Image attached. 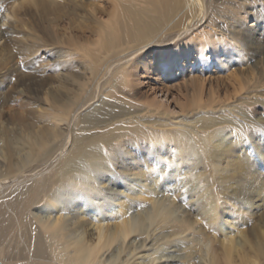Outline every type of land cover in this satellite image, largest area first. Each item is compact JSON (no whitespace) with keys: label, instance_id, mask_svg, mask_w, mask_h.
<instances>
[{"label":"bare ground","instance_id":"6f19581e","mask_svg":"<svg viewBox=\"0 0 264 264\" xmlns=\"http://www.w3.org/2000/svg\"><path fill=\"white\" fill-rule=\"evenodd\" d=\"M41 1L12 3V13L0 18V44L10 34V19L24 11V2L44 16L62 9L56 24L85 13L83 23L71 25L72 36L56 35L50 45L35 40L36 48L47 47L52 64L68 68L70 59L76 60L71 68H81L84 78L69 87L67 79L44 82L45 78L26 72L19 76L6 68L16 58L0 57V78L14 76L17 85L3 94L7 80L0 82V262L258 264L264 260V234H258V221L248 219L258 195L264 194L260 189L264 183L258 186L251 153L232 161L233 148L243 152L250 144L256 146L251 138H264V121L253 120L260 103L256 99L264 96V69L255 78L232 77L241 98L227 105L199 103L198 109H211V114L195 120H182L164 101L160 109H140L118 97L120 87L132 86V71L148 51L177 52L181 57L197 49L198 60L211 55L215 63L226 38L216 17L225 19L223 13L232 17L234 7L241 8L236 4L248 0H65L67 5L49 0L47 6ZM257 19L253 29L248 27V40L264 31V18ZM233 31L229 35L237 39L234 47L240 48L242 35ZM172 59H156L150 64L152 71L142 68L143 72L153 73L154 66L164 68ZM19 97L41 100L47 109L6 116V103ZM225 148L226 154H220ZM225 160L229 165L223 167ZM222 167L223 172L232 168V186L210 182ZM140 185L143 190L137 191ZM116 197L124 200L116 205ZM229 225L237 227L236 232ZM89 228L96 230V236Z\"/></svg>","mask_w":264,"mask_h":264},{"label":"rangeland","instance_id":"374dc122","mask_svg":"<svg viewBox=\"0 0 264 264\" xmlns=\"http://www.w3.org/2000/svg\"><path fill=\"white\" fill-rule=\"evenodd\" d=\"M23 1L24 0H0V18H3V15L5 14L12 13V3L15 2L17 5H19L22 4ZM48 1L49 0H42L41 2L47 6ZM58 1L62 4L66 3L65 5H67L65 0ZM250 1L251 0H248V2L245 4H236L241 8L236 9V7H234L235 10L231 12V14L234 13L232 17L231 15H224V13L221 15L226 17L225 19L222 18L223 20H220L219 17H216L215 20H218L219 26H222V30L221 28L217 29L218 31L221 30L223 36L226 35V38L225 48L221 51H218V56L214 59L216 60L215 63H211V58L209 59L211 55L205 58V60H198L197 49H191L181 57L177 54V52L169 54V51H148L147 54L138 59V64H136L138 65V68H135L132 71V82L134 81L132 86H128L126 88L120 87V93L118 94V97L127 104H137L139 106L137 108L140 109H147L149 106H152V109H160V104L162 101H164V104L170 108L171 113L174 115L175 113L176 115H180L179 117L182 120H195L199 116H206L207 112L208 114H211L209 111L211 109H198L197 105L199 103H223L224 105L234 104L235 101L241 97L240 95H236L235 91L237 85L234 84L233 78H238L240 80L245 77L255 78L257 73H260L264 69V31L261 35L256 36L255 39L248 40V38L250 39L248 27L252 26L251 29L255 27V24L258 23L257 17L262 16L264 18V0H254L252 3ZM24 5V11L22 13L21 11L17 12L18 18L10 19L11 25L8 27L10 34L9 36H4V39L0 44V57L7 56L16 58L14 63L10 64L11 66H6V68L9 67L8 70L10 68L12 70L14 69V72L19 73V76H22L20 74L25 72L34 76H40L45 78L44 82H49L50 80L52 81L56 78L57 82H62L64 79H67L69 87L74 82H79L81 79H83L84 75H82L83 70L81 68L78 66L71 68L77 62L76 60L70 59V63L67 66L68 68L58 65V63L52 64L53 62L47 53V47L43 49L46 51H42V47L36 48L35 40H39L40 38L41 40L39 41H42L44 45L46 43V45H50L51 43L53 44L56 35L61 36L66 33V36H72V32L75 30L74 28L79 25L77 21L82 23L84 22L82 17H85V13H83V16L80 18H78V15H72L71 20L69 18L70 16L66 19L63 18L61 19L63 22L59 19L60 23L57 20L58 23L56 24L55 19L57 15L62 14V9L57 10L55 8L56 14L51 16L45 15V17L42 14L43 11L38 10L34 5L27 2H24ZM63 11L66 10L64 9ZM72 18H75L76 20ZM232 18H234V21L230 22ZM71 25L76 26L73 27ZM55 26L56 28H54ZM4 27H7V25ZM51 29H54V31H51ZM232 30H234L233 33H240V35H242L241 37H238L241 45L240 48L234 47V43L237 39H233V37L229 35V32ZM218 35L220 36V34ZM172 55H175L173 59ZM162 57H167L168 60L172 59L171 64L164 68H162L163 64H158V68L154 66L155 69L153 73L144 74V68H149V70L152 71L150 64L154 63V60ZM33 60L34 62L32 63ZM139 61H142L143 64H140ZM4 79L6 78H0V82H3ZM61 79L63 80L61 81ZM6 80L7 81L4 82L7 90H4L3 94L9 89L11 90V88L17 87L16 78L14 76H11ZM230 80L234 86H236L235 88ZM195 82L197 84H195ZM55 85H57V83H55ZM192 85L193 87L195 86L194 89H192ZM202 85L204 87L203 92H201ZM256 100H258V102L261 104L258 103L259 107L257 105L258 109L255 112L256 115L254 116L253 120L262 122L264 121V96H259ZM27 109L33 110V113L37 114L39 112L38 114H40L43 113L47 107H45L41 100L25 99L19 97V99H14L6 103L5 112H7L6 116L11 118V114H14V112L21 114ZM164 109H166V107L162 108L161 110ZM182 109L183 111H181L180 114H177V111ZM170 119L173 120L172 118ZM253 125L255 124H249L251 127ZM250 141V143H254L256 146L252 147V144H250L247 146L248 149L243 150V152L237 148H233L234 154L232 156V161L239 160V158H241L239 156L241 155L251 153L250 161L258 170L259 186L260 184L264 183V138H258L257 140L255 138H251ZM229 146L230 145L228 144L224 147ZM226 149L227 148L220 149V154L225 155ZM228 161L229 160H225L222 162L223 167L229 165ZM223 167L220 169L217 168L219 173L217 174V178L210 177L214 178L215 181H209L212 182L213 185L219 187L232 186V168L228 167L226 171H224L226 173H224ZM209 172L215 173V171H211V169H209ZM220 176L222 178H220ZM218 180L220 182H218ZM140 189L143 190L142 186H137L136 190L140 191ZM260 189H263L264 191V186L263 188L260 187ZM121 191H123V188ZM135 197H137V195H132V198ZM263 197L264 194L263 196L258 195L256 206L254 210H252V214H250L252 216L248 217V219L253 223L258 221V234H264V223L260 224L264 218ZM123 200L124 198L119 199L116 197L115 204L117 205ZM100 216L103 215L100 214ZM223 216L226 217V222L230 221L229 219L231 218L229 215L223 214ZM90 217H97V214ZM111 223L109 224L111 225ZM229 228H231L232 232H236L237 230V227L235 228L234 226L229 225ZM225 229L227 228L224 227V230ZM89 231L94 236H96V230L94 228H89ZM229 232L230 231L225 230L224 234L229 236ZM258 264H264V260L259 261Z\"/></svg>","mask_w":264,"mask_h":264},{"label":"water","instance_id":"95a60500","mask_svg":"<svg viewBox=\"0 0 264 264\" xmlns=\"http://www.w3.org/2000/svg\"><path fill=\"white\" fill-rule=\"evenodd\" d=\"M0 264H2V263L0 262Z\"/></svg>","mask_w":264,"mask_h":264}]
</instances>
